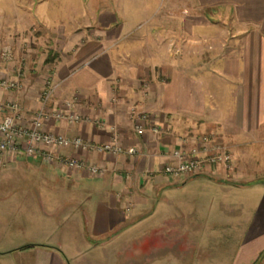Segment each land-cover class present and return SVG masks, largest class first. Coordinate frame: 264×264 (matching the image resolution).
<instances>
[{
    "label": "crops",
    "instance_id": "1",
    "mask_svg": "<svg viewBox=\"0 0 264 264\" xmlns=\"http://www.w3.org/2000/svg\"><path fill=\"white\" fill-rule=\"evenodd\" d=\"M49 75L46 130L138 153L43 146L102 175L6 157L35 179L0 201V264H264V0H0V79L21 82L0 120L16 101L30 124ZM198 135L233 168L164 173Z\"/></svg>",
    "mask_w": 264,
    "mask_h": 264
},
{
    "label": "built area",
    "instance_id": "2",
    "mask_svg": "<svg viewBox=\"0 0 264 264\" xmlns=\"http://www.w3.org/2000/svg\"><path fill=\"white\" fill-rule=\"evenodd\" d=\"M21 87L19 80L0 79V89L14 90ZM54 86L48 84L43 92V102L52 98ZM73 102H67L66 106L72 108ZM8 113L0 120V163L6 157L16 156L24 153L28 157L41 158L44 162L59 164L71 170H87L94 175L104 174L105 169L97 165H91L85 160L62 155L57 152H51L43 146H51L56 149L74 148L87 151L106 152L113 155L127 153H138L137 148H125L117 139L107 142L86 141L81 136H66L44 128L45 122L49 119L50 113L45 107H41L33 116L28 125L20 123L21 106L13 101L5 106ZM56 119H65L69 124L81 121L82 116L76 111H70L68 114L60 112L53 115ZM141 115V119H145ZM136 131L142 134L145 127L142 123H136ZM154 133H160L159 126H153ZM192 145L188 148H179L174 150L173 155L176 158L174 162L167 163L164 166V173L173 177L189 178L203 171L204 167L209 165H223L227 169L233 168V157L227 146L210 135L194 136Z\"/></svg>",
    "mask_w": 264,
    "mask_h": 264
},
{
    "label": "rangeland",
    "instance_id": "3",
    "mask_svg": "<svg viewBox=\"0 0 264 264\" xmlns=\"http://www.w3.org/2000/svg\"><path fill=\"white\" fill-rule=\"evenodd\" d=\"M52 77H53L52 75L48 76L46 87L48 86V84H52L54 86L53 91H52V97H53L55 85H54V81H53ZM46 87L43 89V91L41 93V101H42L41 107H45L47 109V106L49 105L50 101H52V98H51V100H49L47 102L46 101L43 102L42 96H43V92L46 89ZM65 103H67V102H65ZM52 113L56 114V113H58V111H53ZM253 152L254 153L258 152L257 146L253 150ZM232 157H233V155H232ZM0 169L2 170L3 168L0 167ZM33 175H34V173L32 174L29 172H22V171L15 170L11 173H6L5 175L0 176V201H2V202L3 201H10L12 203L11 206L12 205L18 206L19 203L22 201V199H25V197H26L24 193L20 192V190H26L25 188L27 187V184L24 185L23 182H25L26 180L31 181V180L35 179V178H33ZM260 175H261V173L258 172L257 170L251 172L252 177L260 176ZM12 182H15V183L11 184ZM18 182H20V183L16 184Z\"/></svg>",
    "mask_w": 264,
    "mask_h": 264
}]
</instances>
